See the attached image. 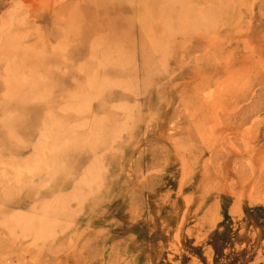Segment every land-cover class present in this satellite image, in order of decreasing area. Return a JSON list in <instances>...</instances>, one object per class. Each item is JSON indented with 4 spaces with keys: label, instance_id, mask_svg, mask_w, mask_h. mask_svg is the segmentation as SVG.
Returning a JSON list of instances; mask_svg holds the SVG:
<instances>
[{
    "label": "rangeland",
    "instance_id": "374dc122",
    "mask_svg": "<svg viewBox=\"0 0 264 264\" xmlns=\"http://www.w3.org/2000/svg\"><path fill=\"white\" fill-rule=\"evenodd\" d=\"M0 264H264V0H0Z\"/></svg>",
    "mask_w": 264,
    "mask_h": 264
}]
</instances>
